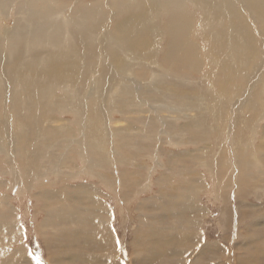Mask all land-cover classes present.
<instances>
[{
  "label": "bare ground",
  "instance_id": "bare-ground-1",
  "mask_svg": "<svg viewBox=\"0 0 264 264\" xmlns=\"http://www.w3.org/2000/svg\"><path fill=\"white\" fill-rule=\"evenodd\" d=\"M1 14L11 26L7 29L8 23H0V264H25L31 257L26 259L27 250L18 244L17 207L12 203L18 199H31L35 202V216L42 214L35 233L43 243L46 238L41 232L49 234L46 232L58 228L55 241L49 242H75L74 253H68L71 250L67 247L64 256L54 254L51 248L47 264H96L81 254L89 238L100 243V262H105L102 264H190L183 260L187 254L194 255L191 264H206L202 246L193 243L204 240L201 220L188 214L198 205L197 199H189L192 193L183 181L190 169L184 171V164L173 163L176 152L165 164L160 163L158 146L150 142L157 136L158 126L169 122H183L182 128L194 124L198 130L202 128L200 135H212L213 139L219 138L218 133L225 128L234 131L238 122L251 136L257 129L264 134V0H0ZM132 76L145 85H125ZM157 81L163 86H146ZM75 92L81 95L73 98ZM238 92L241 94L233 95ZM127 98L136 101V112L126 103ZM154 103L158 106L152 107ZM113 112L125 117L134 113V126L120 121L125 128L118 124L114 134L107 125ZM157 112L175 116L160 120ZM59 113L74 116L67 122L69 127L84 122L79 128L84 126L88 131L89 134L83 133L85 139L73 138L74 130L68 129L67 120L60 119ZM254 117L257 119L253 121ZM132 129L138 136L133 139L136 144L130 146L136 157L130 160L106 139L111 132L109 135L113 134L120 147L129 150V137L124 135ZM185 132L195 133L189 128ZM61 138L71 147L72 155L48 165L46 157L55 145L60 146ZM173 139L165 137L169 142ZM38 142L44 143L40 149H36ZM86 143L93 152L87 158L83 148ZM216 144L203 147L198 142L200 149L195 147L184 153H192V159L198 154L201 159L212 158L216 152H210ZM107 147L115 154L114 159L105 162L115 166L109 171L103 164ZM140 150L153 155V162L139 160ZM249 156L252 165L264 167V149L258 153L250 151ZM42 158L43 166L39 163ZM234 159L245 166L249 161L237 155ZM42 168L45 172L53 170L50 175L62 193L50 191L53 186L46 179V183L36 187L37 180L46 177L41 174ZM157 169L163 173L154 184L151 179ZM192 169L190 178L185 179L190 184L198 178ZM86 175L106 188L116 187L115 195L120 194L124 202L139 192H152L137 206L133 221L137 228L130 248L136 252V259L123 263L118 248L110 246L115 230L111 224L114 215L104 201L109 196L100 190L96 201L89 196L95 195L99 185L86 180L72 183ZM247 182L250 186L255 182L257 189L264 183L258 178L244 183ZM153 185L155 191L151 190ZM191 188L194 190L193 185ZM13 190L16 195L12 199ZM68 201L81 209L77 205L71 207ZM37 202L48 204L39 208ZM159 212L174 225L163 226L156 215ZM251 217L252 226L264 220V215L259 219L256 213ZM253 236L249 234L248 238ZM250 240L254 252L242 253L236 264H259V259L264 260V230L259 238L255 235ZM214 255L207 264H222Z\"/></svg>",
  "mask_w": 264,
  "mask_h": 264
},
{
  "label": "rangeland",
  "instance_id": "rangeland-1",
  "mask_svg": "<svg viewBox=\"0 0 264 264\" xmlns=\"http://www.w3.org/2000/svg\"><path fill=\"white\" fill-rule=\"evenodd\" d=\"M67 16H70L69 11H68ZM0 23H2V26H5L3 24L8 23L7 29H9L11 26L4 14L0 15ZM136 67H135V69H136ZM159 70H161V68ZM137 79H139V78H137ZM137 79L134 76H132V78H130V80H132V81H126L124 84L127 86H130L128 83L133 82V84L137 83L136 86H138L139 84L145 85V83L143 84L142 82H140ZM112 83H116V82H112ZM123 85H122V87H123ZM146 86L151 87L152 89H157L156 86H158L160 88L163 85H162L161 81H157V82H153V83H148V84H146ZM242 89H243V87H242ZM86 91H87V89L85 90V92ZM233 92L234 91H232V93ZM241 92H238V94H235L236 93L235 92L233 95L234 96L240 95ZM80 95L81 94H77V92H75L74 94H72V97L76 98ZM128 99L129 98H127L126 103L131 105L133 111L136 112V109L133 108V105L136 103V101L134 100L132 102L131 100H128ZM81 102H82V100H81ZM149 106L150 105H148V108H149ZM151 106L152 107L158 106V103H154L153 105L151 104ZM103 107H104V105H103ZM153 109L155 110L156 108H153ZM146 110L149 111V109H147V108H146ZM147 114H153V113L147 112ZM128 115L129 114H127L126 115L127 117H125V116L119 115V113H116V112H113V114H109L110 117L107 118L108 119L107 125L109 124L108 125L109 130L111 129L110 131H113L115 134V131L118 130V124H119V126L121 125L122 127H124V125L126 123L131 124V125L126 124L125 126H132V124L134 126V120H132V119L135 118V114L131 113L129 115L131 117H129ZM156 115H158L157 118H160V120H167L166 116H168V115L169 116L172 115L171 117L175 116L173 114L167 115V113H165V114L164 113H161V114L158 113ZM59 116H60V119L67 120V121H65V125H67L68 129L70 128L71 131L74 130L72 133H73V138H75L76 140L77 139L78 140L85 139L83 137V133L89 134L87 130H84V126H82V128H79V127H81L82 124H84V122L83 123L80 122V126H78L79 124L76 123V124L70 125V127H69L67 122H69V120H73L74 118H72V117H74V116L68 115L67 113H59ZM230 117H231V115H230ZM119 118L120 119L122 118V120H120ZM255 119H257V117H254L253 121ZM123 120L126 123L123 122ZM120 121H122V123H125V124L122 125ZM240 121H241V119H240ZM262 121L263 122H261V125L264 124V119ZM47 122H49V121H47ZM114 123L116 125H113ZM165 123H167V122H165ZM182 124L184 125L183 122H178V123L174 122L173 125H172V122H169L167 125L160 124L157 128L158 129L157 136H155V139H152L150 143L151 144L155 143L154 147L158 146L157 150L159 152V162L160 163L162 161V163L165 164L166 161H169V159H167V158H169L172 155V152L173 153L176 152L181 157L178 154H176L175 158L173 159V163L176 166H177V164L178 165L184 164L186 167V168H182L184 171H186L187 169L191 170V168H193L192 173H195L198 175L197 182H195L196 180H194L195 183L191 182V184H190V182H186V180H185L186 178H190V174H191L190 170H187L188 177H185V179H184L183 178L184 176H182L181 179L182 180L184 179L183 181L186 183L187 187L189 188V193H192L189 195V199L191 197L193 199H197V203H198L197 207L189 209L188 214L193 215V217H195L194 215H197L198 218L201 220V231H202L204 240L202 242L196 241L193 243H197L194 245H198L199 247L202 246L200 249L202 252H205V253H203V258H204L205 263L206 264L209 263L208 259L212 255L216 254L214 256L216 258H218V261L221 262L222 264H224V262H227V260H228V262L230 261L229 264H236L235 261H237L240 257H242V253H244V254L248 253L249 254V252H251V250L253 251L254 246L251 243H249V241L251 242L250 239H252L255 235L257 238H259L261 235H263L264 220H260L258 222L256 221V223H254L255 226H252L254 219H252L251 216L256 213L260 219V215H264V187H262L264 185V183H263V185L259 186L260 188L258 187L259 189H257V188H255V187H257L255 182H252L251 186L249 185L250 183L247 182V184H246L244 182L248 181V180H253L255 178L256 179L258 178V181L259 180L264 181V167L261 168L260 166L257 167L255 165H252L251 162H253V161H252L251 156H249L250 151H251V153H254L255 151H257V153H258V151L260 149H264L263 148L264 147V140H263L264 134L262 133V131L260 129H257L256 133L253 136H251V135H249L250 131L248 129H246V127L244 129H242V127L240 125H238V124H240V122H238L237 127L234 131H227V128H225V130L223 132L218 133L219 138L217 137L216 139H213L212 135L208 136V137H204V136L200 135L198 131H201L202 128L198 130V128L194 124H190V126L188 128L190 130L194 131L195 133L185 132V129H188V128H187V126L182 128L181 127ZM44 125H48V124L45 122ZM110 126H112V127H110ZM168 126H170V128H168ZM228 126L229 125H227V127ZM119 128H121V127H119ZM80 129H81V131H80ZM132 131H133V133L130 135V133ZM132 131H127V132L124 131V133L126 132L125 135H124V133H122L125 136V138L129 137L128 139L126 138L128 140L127 143L129 146V150L122 149L120 147L118 141H116L117 139L113 136V134L109 135L111 132L108 134V136L110 138L107 136V139H106V140H109L107 142H111V146L113 143L114 149H118L120 151V154L125 155L130 160L132 158L136 157L133 154H131V153L135 152V151H133V149L131 147H133L134 143L136 144V142L133 139L137 140V136H138V135L136 136V133L134 132L133 129H132ZM240 134H241V136H240ZM127 135H129V136H127ZM111 136H112V138H111ZM66 137L68 138V136H66ZM69 137H72V135H69ZM165 137H170L171 139L180 137L181 140L176 141V139H173L171 142H169V141L165 140ZM189 139H191V140H189ZM192 139H194V140H192ZM199 139L202 141H200ZM59 141H60V146H58V145L54 146V141H51L52 145L55 148L53 150H51V155H48L46 157L48 165L51 163L58 162L57 159L58 160L66 159L72 155L71 147H69V145L66 142H64L65 139L61 138V139H59ZM198 142H199V146L203 145V147L209 146L210 144L213 145V144L217 143L216 144L217 146L214 145V147H213L214 151L212 150L210 152L211 154L213 152H216V155L212 158H211V156H206V158L201 159L200 154H198V155H195L196 158L192 159V158H190L193 155L192 153L191 154L187 153V155L184 153V152H188V151L191 152V151L195 150V147H197L196 144ZM39 143L40 142H38L36 149H40L41 146L44 144V143H40V144ZM86 144H87V147H83V146L82 147L85 148V151H86L85 155L87 158V156L92 155L93 152L91 151L89 143H86ZM86 148H88V149H86ZM120 148H121V150H120ZM197 148L200 149L199 147H197ZM105 150H106V147L104 146L103 151L105 152ZM47 151H48V148H47ZM78 151H79V149H78ZM80 151H82L81 148H80ZM149 151L150 150H148V152ZM42 152L44 153L45 150H43ZM168 152L170 154H168ZM149 153H151V152H149ZM81 154L83 155L84 153L82 152ZM73 155L75 157V151H74ZM167 155H169V156H167ZM234 155H237L239 158H240V156L244 157L246 160L245 162H247L249 160L248 164L245 166L244 163L239 164L238 162H235ZM98 156L102 158L101 155L98 154ZM137 156H138V159L143 161V162H145V161L153 162V160H154L153 155L148 156V154L144 150H140L137 153ZM177 156H179V157H177ZM106 157H107L106 161L102 160L104 162L103 164H105V162L115 158V154L110 147H107V156ZM40 160L41 161L39 163L41 166H43V163H44L43 158ZM201 163H203V165H202L203 167L199 165ZM59 165H62V164H59ZM105 165H106V167H108V168H106V171L113 170L115 168V166H111L110 164H105ZM197 165H199L200 167ZM152 167H154V166H152ZM54 169H56V164L54 165ZM44 170L45 169L42 168L41 174L45 175L47 178L46 177L42 178L41 181L37 180V182L35 184L36 187L38 188L40 186L39 184H43L44 182L46 183V181H44L46 179L47 182L50 183L49 185L51 187L53 186L52 187L53 189H51L50 191H53L55 189V190H57V192H61L58 184H56L53 181V176L50 175V173L53 170H51L50 172H45ZM157 171H156V174H154L156 177L154 176L151 179V183L155 184L159 180V178L162 176L163 170L157 169ZM68 180L70 181V179H68ZM85 180L87 181V183H92L93 185H99V186H97V189H96L97 191L93 197H91L89 195H87V196H89L90 198L96 199V201H97V198L100 196L101 191L104 193L105 196H109V197H105L104 201L106 200L108 202L107 207H108V209L110 208V210H111L110 212H112L111 214L114 215V217L112 216V220L113 219L114 220L111 224H112V228H114L115 231H114V233L111 234V237H112V242L110 244L111 248L112 249L118 248V253H119V255H121V261L123 263H125V262L128 263V259H130V260L136 259V256H137L136 252L134 250H131V248H130V246H131L130 242L132 240V236H133V234L137 228V227H135V224H134L135 222L133 223V221H136L135 216L137 215L136 214L138 212L137 210H139L137 206H139V204L142 202V200L145 197L150 196V193H152V192H149V193L147 191L146 192L145 191L139 192L138 195L134 194V197L130 198L131 200L129 199L128 201L124 202L122 200V196L120 194L115 195L116 187L113 188V186H112V187L106 188L104 185H100V182L96 178L90 177L89 175L81 176V178L78 177L77 180L73 181L72 183L73 184L74 183L80 184L82 181H85ZM52 181L54 182L55 186L52 185ZM174 182H176V180H174ZM192 185H193L194 190L191 188ZM34 186L32 189L35 192H37V188L36 187L34 188ZM239 186H241V187H239ZM108 189H110V190H108ZM151 190L152 191L156 190L155 185L152 186ZM65 191L69 194V192L67 190H65ZM181 191L182 190L180 188L179 193ZM195 191H197V192L194 195ZM110 192H112L113 194H111ZM10 194H11V198L13 199L16 195V191L13 190ZM111 195H113V197L110 198ZM70 199H71V197H70ZM118 200L120 201L119 203H118ZM12 201H13L12 203L17 207V212H16L17 216L15 215L16 216L15 217V219H16L15 223L18 227L17 230H18L19 237H20V242H18V244L22 245V247L24 246V248L27 250L26 259L28 258V256L29 257L31 256L30 260H28L25 264H39V263L40 264H47V261H48L47 256H48V253H51V251H52L51 248H53V251H52L53 253L55 251L54 254H56L57 252L60 253L59 256H62L64 254V252H65L64 250H67L66 249L67 247L71 250V252H68V253H70V254L74 253V249L72 248V245L75 247V242L74 243L69 242L67 244L65 242H62V243H60V242L54 243L53 242V241H55L53 239V236H55V234L58 233L57 230H59L60 228L52 230L51 232L50 231L46 232L49 234H45L44 233L45 231H42L41 232L42 237L46 238L44 240L45 243H43L41 241V239H40L41 237H38V238L36 237L35 225L43 220V216H42V214L35 216V213H34V211L36 210L35 202H33L31 199H29L28 201H27V199L26 200L25 199L24 200L18 199V200H12ZM68 202H69V205L71 207H74L77 205V204H74L73 202H70V201H68ZM121 202L125 203L124 206L122 205ZM126 203L128 205H126ZM47 204L48 203H44L42 205H39L37 202V205L39 208L44 207ZM65 205H66V202H65ZM77 207H79L78 210L81 209V206L77 205ZM38 213H40V212H38ZM153 214H155V213L153 212L150 215H153ZM156 215L161 219L160 221H161L163 226H167L170 224L174 225V224H172L173 222L171 223L168 221L169 219H167V218L164 219L165 215L162 217L161 212L156 213ZM242 216H243V218H242ZM175 225H176V223H175ZM69 228L71 229L72 227H69ZM61 229L63 230L64 228H61ZM54 232H55V234H54ZM20 234H21V236H20ZM249 234L250 235L253 234L254 236L251 238H248ZM47 237L49 239H47ZM184 237H185V234H184ZM51 239H53V241H52L53 245L51 242H49V240H51ZM56 241H58V240H56ZM87 242H88L87 243L88 245L86 244L85 249L83 250V252L81 251V254H85V255H87V258H91V260L88 259L90 263H94V262H96V264L105 263V262H100V259H101L102 254H103L102 249H100V243L99 242L97 243V241H90V238ZM89 242H91V243H89ZM92 242H94V243H92ZM202 243H204V244H202ZM245 243H247L248 245H246ZM213 244L216 245L215 248H214ZM49 245H51L52 247H50ZM47 246H49V247L47 248ZM13 247H17V246L14 245ZM208 248H210V250ZM72 249H73V251H72ZM214 249H216L215 253H213ZM87 250H88V252H87ZM93 250H95L96 252ZM92 252L94 253V256H93ZM65 254H67V253L65 252ZM179 257L183 258L184 256L182 255ZM193 259H194V255L192 256V254H187L186 258H183V260H186L190 264L192 263ZM31 260L33 262L34 261L35 262L33 263ZM258 262H259V264H261L264 262V260L261 262L259 259ZM114 264H119V263H114Z\"/></svg>",
  "mask_w": 264,
  "mask_h": 264
}]
</instances>
